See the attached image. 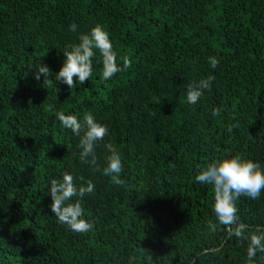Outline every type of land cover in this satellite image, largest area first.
Segmentation results:
<instances>
[{"label": "trees", "instance_id": "obj_1", "mask_svg": "<svg viewBox=\"0 0 264 264\" xmlns=\"http://www.w3.org/2000/svg\"><path fill=\"white\" fill-rule=\"evenodd\" d=\"M96 24L131 66L105 81L97 51L88 82L56 83L63 51ZM40 62L51 84L34 78ZM209 74L211 91L188 104V85ZM56 111L107 125L95 165ZM107 143L123 186L102 174ZM236 154L264 167V0H0V264H246L248 241L228 238L212 186L195 180ZM65 172L95 184L89 233L51 212L50 181ZM237 206L250 230L264 227V191Z\"/></svg>", "mask_w": 264, "mask_h": 264}, {"label": "clouds", "instance_id": "obj_2", "mask_svg": "<svg viewBox=\"0 0 264 264\" xmlns=\"http://www.w3.org/2000/svg\"><path fill=\"white\" fill-rule=\"evenodd\" d=\"M69 30L75 32L77 25L72 23ZM78 43L69 44L63 51L64 61L59 71L55 73L56 83H63L69 89L77 84L88 82L93 75V58L99 52L102 60L101 78L105 81L111 80L118 73L126 71L131 66L127 56H119L109 38V33L100 24L93 26L89 32L81 33ZM208 63L212 69L217 68L219 59L210 56ZM53 73L47 64L39 63L33 71L36 80L43 77V83H52L50 77ZM216 79L214 75L188 85L186 102L196 105L204 96L205 90L211 91L212 82ZM58 90V89H57ZM52 111V107L49 106ZM220 109L214 108L212 115L219 116ZM55 115L62 126L70 129L71 132L80 136L79 153L83 163L96 164L95 149L100 141H103L109 134L107 125L96 121L90 113H85L82 119L74 114H65L63 111H56ZM231 132L232 128L229 127ZM109 155L106 158V166L102 174L110 177V182L115 186H123L125 180L121 178L124 168L120 150L112 143L104 145ZM91 157V159H89ZM99 170V169H97ZM81 181L83 177L79 178ZM198 183L211 185L214 192L213 211L216 221L222 225L229 239L232 237L238 240H247L246 264H256L257 253H264V227H257L250 230L249 226L240 222L237 201L240 197L256 200L264 191V167L259 162L243 158L236 154L230 158H219L199 170L195 176ZM49 194L51 196L50 209L61 225L78 234H86L93 230L94 222L86 217L84 207L85 197L95 192V184L86 181L77 184V178L69 173L62 174V179L50 181ZM217 223L209 220L206 228L210 233H215ZM218 250V249H217Z\"/></svg>", "mask_w": 264, "mask_h": 264}]
</instances>
